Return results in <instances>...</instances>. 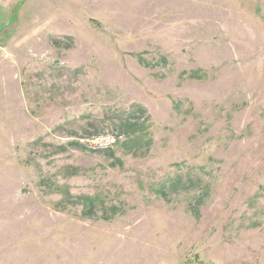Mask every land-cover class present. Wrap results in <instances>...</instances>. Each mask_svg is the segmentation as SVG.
<instances>
[{
  "label": "rangeland",
  "instance_id": "rangeland-1",
  "mask_svg": "<svg viewBox=\"0 0 264 264\" xmlns=\"http://www.w3.org/2000/svg\"><path fill=\"white\" fill-rule=\"evenodd\" d=\"M0 264H264V0H0Z\"/></svg>",
  "mask_w": 264,
  "mask_h": 264
},
{
  "label": "trees",
  "instance_id": "trees-1",
  "mask_svg": "<svg viewBox=\"0 0 264 264\" xmlns=\"http://www.w3.org/2000/svg\"><path fill=\"white\" fill-rule=\"evenodd\" d=\"M144 61V60H143ZM165 62H167L166 59H164ZM149 65V64H148ZM191 78H193L194 80H200L202 79V76H201V72L200 71H195V72H192L190 74H188ZM186 74H184V76H188ZM143 111V110H142ZM144 112V111H143ZM127 146V144L125 145ZM95 209V207H91L90 210H89V214H91L93 212V210ZM114 211V214L116 215V213L120 212V210L118 209H113Z\"/></svg>",
  "mask_w": 264,
  "mask_h": 264
},
{
  "label": "built area",
  "instance_id": "built-area-1",
  "mask_svg": "<svg viewBox=\"0 0 264 264\" xmlns=\"http://www.w3.org/2000/svg\"><path fill=\"white\" fill-rule=\"evenodd\" d=\"M100 140L102 142L101 147L103 148H109L116 144L115 138L111 135L103 136Z\"/></svg>",
  "mask_w": 264,
  "mask_h": 264
}]
</instances>
